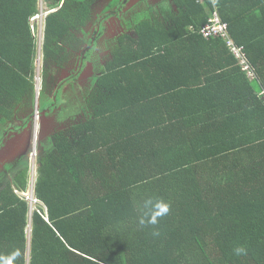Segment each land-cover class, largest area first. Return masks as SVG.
Listing matches in <instances>:
<instances>
[{"label":"trees","instance_id":"obj_1","mask_svg":"<svg viewBox=\"0 0 264 264\" xmlns=\"http://www.w3.org/2000/svg\"><path fill=\"white\" fill-rule=\"evenodd\" d=\"M96 1L0 0V149L35 124L41 9L43 117L108 49L81 121L62 122L37 150L36 203L28 154L12 171L2 164L0 264H264V0H139L125 15L129 0H115L123 30L106 39ZM213 13L255 81L225 41L201 34ZM77 59L81 76L59 83ZM150 197L170 211L141 226Z\"/></svg>","mask_w":264,"mask_h":264},{"label":"rangeland","instance_id":"obj_2","mask_svg":"<svg viewBox=\"0 0 264 264\" xmlns=\"http://www.w3.org/2000/svg\"><path fill=\"white\" fill-rule=\"evenodd\" d=\"M129 0V3L127 7H125L124 12L127 13L130 11V9L137 7L138 5L141 4V2L138 0ZM136 2V3H134ZM168 2V0L166 1ZM115 3V0H97L96 3L93 5V12L96 16H101L100 19H103L104 17H110L111 14H109L112 10V5ZM169 4V3H168ZM145 4L143 6H140V9H144ZM109 9V10H108ZM147 10V9H144ZM142 10L141 12H143ZM44 8L41 9V14L36 17L33 20V30L34 34L36 36V39L38 41V56L36 60V79L35 83L37 84L39 79L41 80V86H42V70H43V54H42V46H43V41H44V30H45V23L44 19L48 15V12L43 13ZM129 17V13H128ZM130 18V17H129ZM109 19V18H108ZM114 18L111 17L109 20L102 22V29H116L119 31L123 30V26L121 22H116L113 20ZM114 22L112 24V22ZM114 30V31H116ZM94 32V30H93ZM115 34V32L113 33ZM107 38H110L113 36L112 34H107ZM105 39V38H104ZM102 43H105L106 40H101ZM106 44V43H105ZM105 48V49H104ZM100 47L96 52L94 51L91 54L90 60L86 64L85 70L82 74L80 75L81 71V60L77 59L73 64L68 66L64 71H61V74L59 76V83L65 82L66 80H69L70 78H73L75 76H81L76 82L72 83V85H68L64 91H62L61 96L59 97V108L54 110L53 114H50L49 117H43L45 115H40L41 113V101H42V107H45L46 104L50 103V98L47 99L46 97H39V109H37V114L36 117L34 118L35 124L37 123L38 128L35 129V124L33 123L31 125V129L27 131L26 136L25 134L21 135H14L15 133H11L6 139V145L4 148L0 149V168L2 164H6L11 160V165H18L19 163H22V155L25 153L28 154L29 157V164L30 168L33 166V163H35V168H37V158H38V149L41 145V143L46 142L47 135L50 134L51 131H55L62 122H67V121H79L81 119L82 111L81 107L84 105L82 104L83 102V97H84V91L87 90L90 86L89 81L93 80L96 78V72H97V62L99 61L101 63L104 62L103 58L105 57L106 53L108 52V49L106 46ZM102 49V50H101ZM93 60V61H91ZM51 74L52 76H58L57 74V69L53 66H51ZM40 72V74H39ZM40 75V78H39ZM95 76V77H94ZM42 90V89H41ZM81 121V120H80ZM21 123H19L20 125ZM38 132V133H37ZM37 134V135H36ZM37 136V144H36V149H34V144H35V137ZM11 137V138H10ZM21 158L19 162H15L17 158ZM10 163V162H9ZM13 166L10 167V170ZM30 175H31V169H30ZM31 181L32 178H31ZM35 182V180H34ZM30 190H31V184H30ZM29 199L31 201V198H33L32 192L28 193ZM31 230H29V233ZM30 235V234H29Z\"/></svg>","mask_w":264,"mask_h":264},{"label":"built area","instance_id":"obj_3","mask_svg":"<svg viewBox=\"0 0 264 264\" xmlns=\"http://www.w3.org/2000/svg\"><path fill=\"white\" fill-rule=\"evenodd\" d=\"M212 1V0H211ZM200 4H204L206 0H198ZM38 17V16H37ZM201 34L205 38H220L227 44L229 50L233 53L236 59L239 61V64L243 67V70L246 72L250 80L255 81L256 71L254 70L253 66L249 62L246 54V49L244 46H238L232 40L230 33H229V25L220 20L217 13H213L210 16L209 22L205 27L200 31ZM32 192L34 191V187L31 188ZM28 200L29 195L27 196ZM31 202L36 203L37 201L34 200V197L31 198Z\"/></svg>","mask_w":264,"mask_h":264},{"label":"clouds","instance_id":"obj_4","mask_svg":"<svg viewBox=\"0 0 264 264\" xmlns=\"http://www.w3.org/2000/svg\"><path fill=\"white\" fill-rule=\"evenodd\" d=\"M170 207V204L161 198L150 197L145 199L141 206L139 224L141 226L157 225L160 218L169 213ZM152 234L154 236L160 235L158 231H154ZM233 251L237 256L246 255V249L242 246L234 248Z\"/></svg>","mask_w":264,"mask_h":264},{"label":"water","instance_id":"obj_5","mask_svg":"<svg viewBox=\"0 0 264 264\" xmlns=\"http://www.w3.org/2000/svg\"><path fill=\"white\" fill-rule=\"evenodd\" d=\"M40 74V72H39ZM39 78H40V75H39ZM41 80L39 79L38 83H37V98H36V107L37 109H39V97H40V94H41ZM38 126H37V123L35 124V129H37ZM38 133V132H37ZM37 135V134H36ZM37 136L35 137V144H34V149H36V144H37ZM32 168V188L34 187V174H35V163H33V166L31 167Z\"/></svg>","mask_w":264,"mask_h":264},{"label":"crops","instance_id":"obj_6","mask_svg":"<svg viewBox=\"0 0 264 264\" xmlns=\"http://www.w3.org/2000/svg\"><path fill=\"white\" fill-rule=\"evenodd\" d=\"M161 1H164V0H161ZM165 1H167V0H165ZM172 0H168V2H171ZM149 5H156L157 4V0H149ZM104 31H106L105 32V35H106V33L107 34H112L113 35V33H114V31L112 30L111 32L110 31H108V27H106V29H104ZM116 33V32H115ZM106 37L107 36H104L103 38H101V39H106ZM100 42H102L101 40L99 41V43ZM104 44V43H103ZM34 180L36 179V177H37V169L35 168V174H34ZM31 178H32V168H31ZM31 188H32V183H31ZM30 192H32V189L30 190ZM34 191L32 192V194H33V196H34Z\"/></svg>","mask_w":264,"mask_h":264},{"label":"flooded vegetation","instance_id":"obj_7","mask_svg":"<svg viewBox=\"0 0 264 264\" xmlns=\"http://www.w3.org/2000/svg\"><path fill=\"white\" fill-rule=\"evenodd\" d=\"M124 13H125V12L121 13L120 15H122V14L125 15ZM111 17H113V18L115 19V20L113 19L114 21H116V22L118 21V19H117L116 17H114V16H110L109 19H110ZM111 22H112V21H111ZM118 22H119V21H118ZM113 23H114V22H112V24H113ZM112 30L114 31V30H116V29H108V31H110V32H111ZM117 31L119 32V30H116V31H114V32H117Z\"/></svg>","mask_w":264,"mask_h":264}]
</instances>
